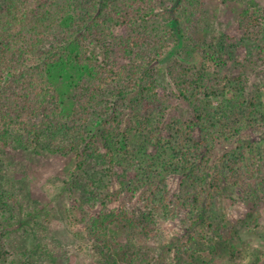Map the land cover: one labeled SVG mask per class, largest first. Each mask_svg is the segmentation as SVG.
I'll return each instance as SVG.
<instances>
[{"label":"trees","instance_id":"16d2710c","mask_svg":"<svg viewBox=\"0 0 264 264\" xmlns=\"http://www.w3.org/2000/svg\"><path fill=\"white\" fill-rule=\"evenodd\" d=\"M208 1L0 0V264H211L227 228L213 220L215 200L229 186L264 199V134L261 147L242 140L264 127V91L248 97L229 76H204L207 56L199 73L174 63L177 97L202 96L192 119H176L151 73L179 37L205 54L193 31ZM251 10L264 20L252 0L242 24ZM59 65L75 71L70 111L53 76ZM219 144L227 147L216 155ZM4 147L74 157L66 222L81 216L86 246L71 253L45 236L47 206L10 181ZM28 232L38 243L10 259L6 247Z\"/></svg>","mask_w":264,"mask_h":264},{"label":"rangeland","instance_id":"374dc122","mask_svg":"<svg viewBox=\"0 0 264 264\" xmlns=\"http://www.w3.org/2000/svg\"><path fill=\"white\" fill-rule=\"evenodd\" d=\"M160 1L167 4L170 0ZM251 1L234 0L228 5L214 0L208 1L204 6V25L193 31L195 37L202 41L205 54L200 55L194 44L179 37L177 43L168 48L152 65L154 82L169 95L172 104L168 113L170 118L192 119L202 101V96L193 91L187 100L177 97L176 85L170 74L174 63L191 67L194 73H199L207 56L210 58L204 76H229L235 84L243 85L244 93L248 97L254 96L259 90L264 91V20L253 17V10L243 24L239 20ZM255 1L264 11V0ZM168 27L175 28V25L168 23ZM213 58L217 61H213ZM74 73V70H66L64 66L53 67L55 84L62 94L63 108L66 111L72 110L73 107L75 81L70 85L68 83L72 81L70 75ZM218 101L219 99L214 98V103ZM92 123L98 125L100 120L94 116ZM262 134L264 127L258 124L245 132L242 140L261 147ZM225 147L227 146L219 144L215 154H221ZM1 158L8 178L14 184L23 186L30 203L47 206V211L39 217L48 223V228L43 229L45 236L61 240L71 253L79 250L81 244L86 246L81 216L76 214L73 217V228L66 222L70 192L64 179L74 167V157L50 154L41 148L4 147ZM140 202L138 201V204ZM211 214L215 222L227 227L224 230L225 238L217 241L218 250L211 264H264V199L257 205L254 199L246 196L242 188L229 186L225 195L215 200ZM122 227L119 223L112 225L114 231L125 236ZM39 238L41 237L36 236L34 232L19 235L16 242L6 247L9 258L22 257L27 245H35ZM129 253L132 254L131 251ZM210 258L211 256L207 255L198 259L202 261ZM123 259L120 264H132L130 257ZM72 261L75 262V258L72 257ZM91 264L99 263L93 261Z\"/></svg>","mask_w":264,"mask_h":264}]
</instances>
